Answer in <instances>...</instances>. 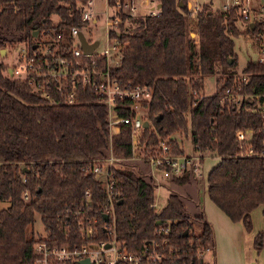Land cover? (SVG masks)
Returning <instances> with one entry per match:
<instances>
[{"label":"trees","instance_id":"trees-1","mask_svg":"<svg viewBox=\"0 0 264 264\" xmlns=\"http://www.w3.org/2000/svg\"><path fill=\"white\" fill-rule=\"evenodd\" d=\"M86 1L0 0V47L14 42L11 33L31 46L44 31L53 39L60 33L58 42L68 54L70 27L81 29L88 23L81 15ZM117 1L122 0L107 3L116 6ZM158 2L154 13L116 10L129 22L107 30L120 48L111 74L122 83H145L151 89L143 101L147 125L139 137L142 151L166 139L171 153H181L175 133L185 132L199 153L218 156L206 175L210 200L231 220L252 229V209L264 203V114L259 109L264 101V59L249 60L241 74L228 69L237 63L233 36L241 32L235 7L219 11L205 3L196 11V33L191 35L186 0ZM263 23L246 29L255 36ZM216 71L220 73L214 91L204 94L202 77ZM6 72L0 60V200H8L0 208V264H33L36 241L71 246L114 238L135 252L154 241L175 264H199L198 247L214 249L212 228L203 213L195 214L202 225L194 232L178 193L170 190L164 204L154 206L152 176L146 179L125 164L132 154L130 132L110 133L106 105L94 89L80 88L72 103L53 102L26 79ZM226 86L254 95L243 96L240 103L231 101L223 94ZM124 102L117 112L131 115L129 101ZM243 128L251 131L245 146L256 152L240 153L235 133ZM109 152L119 158L107 164L113 207L105 218L108 198L93 164H106ZM188 176L185 168L170 179L182 184ZM35 212L45 235L36 237L27 230ZM255 243L260 249L261 232Z\"/></svg>","mask_w":264,"mask_h":264},{"label":"built area","instance_id":"built-area-1","mask_svg":"<svg viewBox=\"0 0 264 264\" xmlns=\"http://www.w3.org/2000/svg\"><path fill=\"white\" fill-rule=\"evenodd\" d=\"M251 1L226 0L222 3V9L219 11L235 7V10L238 12L237 22L242 20L247 25L253 23V27H255L256 22H264V1L256 5L251 3ZM91 4L92 0H87L81 10L82 19L88 20V22L91 18L93 21L97 19L93 14ZM186 7L188 18L190 19L191 15L196 17V11L201 6L196 0H186ZM155 10L151 9L150 13H154ZM119 21L117 15L109 16V14H106V31L112 25H117ZM78 30L81 29L76 25L70 27L71 41L68 54L58 42L60 33H57L56 38L53 39L49 34L42 31L40 40L35 43V47L29 44L27 46L23 45V48L18 52L16 62L7 67V70H9V67L11 69L9 75L23 80L26 79L35 92L53 102L60 99L72 103L76 99V93L80 88L87 87L94 89L97 98L106 105L108 130L110 133L130 132L132 147L130 157H132L136 154L135 152L138 148H142V144L139 143V137L142 134L143 122L146 119L145 114L142 111H137V108L144 107L143 101L149 99L150 86L145 83H122L111 74L110 68L118 63L120 48L114 38L109 36L108 31L105 48L97 49V46H94V49L90 53H85L83 48L80 47ZM255 38L260 41L261 49L264 52V29L258 30ZM87 39L88 41L93 40V38ZM110 39L113 41H109ZM101 57L103 58L102 62H99ZM259 59H264V56H260ZM52 93H55L57 97H52ZM223 94L229 100L238 103L242 101L243 96L254 95L241 94L230 86L224 88ZM125 99L129 101L128 108L131 115H122L117 112L118 107L126 105ZM259 109L264 114V101L259 104ZM250 134L251 131L245 128L239 129L235 133L241 144L240 153L256 152L252 146L248 145L246 147L244 144L250 137ZM157 146L159 155L145 154H149V159L156 166L162 165L160 168L165 177L171 174L177 175L185 168L191 167L192 162L191 160L189 161L187 156L170 152L171 146H169L166 139H159ZM260 151L264 155V147ZM110 154L105 159L106 164H93L97 175L99 172L103 173L102 177L98 178L102 181L106 197L108 198V203L104 209L108 217L113 207V181L110 177L107 164L109 165L112 160L118 158L112 152ZM197 164L199 162L196 161L194 169L199 173ZM165 165H168L169 168L165 167ZM22 195L24 198H27L26 192L22 193ZM157 230L162 231L161 228ZM166 230L164 228V231ZM87 231H90V229H87ZM106 243L109 246H105ZM92 245H95V247ZM158 247L154 241H151L150 246L148 244L145 245L140 252L127 251L114 238L107 242L99 241L95 244L83 242L79 245L71 246L65 243L56 245L48 244L44 241H36L34 250L37 252V257L33 261V264H81L79 260L85 257L88 258L87 264H175L169 255H167L168 253L160 248L158 249ZM197 258L199 259V264H215L214 249L209 245L198 247Z\"/></svg>","mask_w":264,"mask_h":264},{"label":"rangeland","instance_id":"rangeland-1","mask_svg":"<svg viewBox=\"0 0 264 264\" xmlns=\"http://www.w3.org/2000/svg\"><path fill=\"white\" fill-rule=\"evenodd\" d=\"M196 1L199 3L200 6L204 5L205 3H208L212 10H221L222 3L225 2L226 0H196ZM262 1L264 0H252L251 3L256 5ZM157 3L158 0H122L121 2L119 1L115 6L108 4L107 0H92V4H91L92 11L93 14L97 17V19L93 21L91 18L87 23V26L82 27L81 30L84 32L87 38H93L99 41L98 45H96L97 49H103L106 46V40L108 37L106 31L107 24L105 22L106 14H109V16L117 15L120 20L118 24L123 21L124 24L126 25L129 22V20L127 19V17H122V15L116 14V10H120V12H124V13L129 12L132 15H137L138 13H142V14L150 13L151 9L155 10ZM57 18H58L57 15L53 16L54 21ZM195 18L196 17H193L191 15L190 23H189L190 34L192 33L191 35H195L196 33L195 32L196 28H194ZM246 25L247 24L242 20L238 21L237 26L241 28V32L239 35L233 36L234 53H235V57H237V60L235 61H237V63L229 66L228 69L232 71L234 74H241L243 67L246 65V63L249 60H257L258 57L264 56V52L261 49L260 41L256 39L255 36L252 35L246 29ZM116 26L117 25H114L115 27L114 29H116ZM10 35L14 38V42L12 43L6 42L4 47H0V60L6 65V67L14 64L16 62V57L19 54L18 52L20 51V49L23 48L24 44L26 46L28 45L27 41L25 40L19 41L15 35H13L12 33ZM109 41H113V40L110 39ZM1 49H3V51ZM6 73L9 74V70H7ZM219 73H220L219 71H216L214 73L207 74L202 77L203 78L202 92L204 94H208L214 91L215 79H216L215 77ZM137 111L139 112L142 111V113L146 115L145 113L146 108L143 106H141V108H137ZM175 135L178 143L182 145L183 148V152L179 154L187 156L189 161L191 160L192 162L191 167L187 168V170H189V176H188L189 180L187 182L179 184L172 182L170 176L165 177L162 173V169L160 168L162 167V165L156 166L149 159L150 158L148 157L149 154L147 155L145 154L144 151H142L143 143H142V148H138L134 156L126 158L125 164H127L128 167L132 168L136 173L144 176L146 179H148L150 175L152 176V180L155 184L154 206L157 209H159L161 205H163L168 191L172 190L178 193L183 199L185 211L190 215V219L192 221V229L194 230V232L195 231L199 232L201 230L202 220L196 218L195 214L202 213L201 199L203 198V196L206 195L205 172L210 167L211 163L214 162V156L209 155L211 154V152H203L201 153L203 155L202 156L203 158H201L198 154L199 151L193 148L189 136H187L185 132L178 131L175 133ZM147 153L159 155V152L157 151L156 147L153 149L152 148L149 149ZM109 155H111L110 152ZM196 161L199 163L200 161L202 162L199 167V170L201 172L200 175L194 169L195 167L194 163ZM102 175H103L102 172L98 173V177H102ZM7 204H8V200H0V208L6 206ZM262 208L261 206H258L255 216L256 222L252 224L253 227L252 229H247V230L251 231L253 234V238L251 239V244L253 245L254 248H256L260 258L264 259V210H262ZM33 216L34 219L31 223L28 224L27 230L33 233V235L36 237L39 235H45L40 214L38 212H35ZM255 226L258 227L257 231H255ZM259 232L262 233V246L260 249H258L255 243L256 234ZM212 239L213 236L209 240L212 241Z\"/></svg>","mask_w":264,"mask_h":264},{"label":"crops","instance_id":"crops-1","mask_svg":"<svg viewBox=\"0 0 264 264\" xmlns=\"http://www.w3.org/2000/svg\"><path fill=\"white\" fill-rule=\"evenodd\" d=\"M250 27L253 26L250 25ZM198 154L201 158H203L201 153L198 152ZM209 155L214 156V162L211 163V167L217 162L218 156L212 152ZM201 161L197 166L198 170L202 163ZM210 167L205 172V178ZM198 174H201L200 170ZM168 193L169 191L167 194ZM205 193L207 195L206 189ZM206 195L201 199V212L212 228L215 264H264V259L260 258L256 248H254L251 244V239L253 238L252 232L248 231L247 228L244 227L241 220H231L230 217L227 216V214L212 200H210L208 195ZM259 206H261V208L263 206L262 210H264V203ZM257 208L258 206L252 209V224L256 222L255 216ZM257 230L258 227L255 226V231Z\"/></svg>","mask_w":264,"mask_h":264},{"label":"water","instance_id":"water-1","mask_svg":"<svg viewBox=\"0 0 264 264\" xmlns=\"http://www.w3.org/2000/svg\"><path fill=\"white\" fill-rule=\"evenodd\" d=\"M159 2L156 4V7L159 6ZM251 26H253V23H251ZM78 37H79V41H80V47L83 48V51L85 53H90L93 49H94V46H96V44L98 43V40L97 39H93L92 41H88V39L85 37L83 31L81 30H78ZM33 35L36 36L37 33H36V30H34L33 32ZM192 34V33H191ZM33 47L35 46V44L32 45ZM3 51V49H1ZM232 57H229L227 59V61H231ZM9 71H10V68H9ZM143 125H147V121H144L143 122ZM105 218H108L107 214L105 215ZM188 230L185 229L184 230V234L187 233ZM93 247H95V245H92ZM105 246H109L108 243L105 244ZM81 264H87L88 263V258L85 257V258H82L79 260Z\"/></svg>","mask_w":264,"mask_h":264}]
</instances>
